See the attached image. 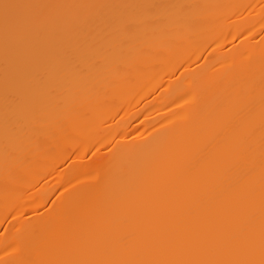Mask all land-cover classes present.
Wrapping results in <instances>:
<instances>
[{"label":"bare ground","instance_id":"6f19581e","mask_svg":"<svg viewBox=\"0 0 264 264\" xmlns=\"http://www.w3.org/2000/svg\"><path fill=\"white\" fill-rule=\"evenodd\" d=\"M0 264H264V0H0Z\"/></svg>","mask_w":264,"mask_h":264}]
</instances>
